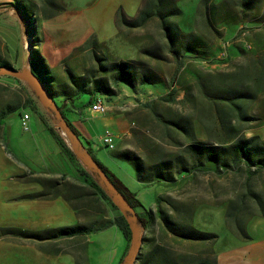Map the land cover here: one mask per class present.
I'll return each mask as SVG.
<instances>
[{
    "label": "rangeland",
    "instance_id": "obj_1",
    "mask_svg": "<svg viewBox=\"0 0 264 264\" xmlns=\"http://www.w3.org/2000/svg\"><path fill=\"white\" fill-rule=\"evenodd\" d=\"M34 1L35 13L39 14L38 17L35 14L36 24H43L49 29V34L55 40L69 43L78 37H85L83 42L69 51L68 56L60 58L59 62L63 65L64 71L67 66L74 73L80 74L89 67H95L94 52L103 58L104 63L128 58L143 62L142 65H134L129 69L133 75L134 95H124L115 100L110 97L115 105L114 110L124 115L125 123L128 124L126 131L114 146L109 147L97 137L98 133L103 132L104 126L95 124L96 132L93 130L95 135L91 139L94 143L91 155L132 192L137 200L134 205L135 211L149 214V209H154L157 196L161 194L159 206L166 209L173 218L213 235L203 240L180 238L163 228L154 217L146 227L139 223L141 251L161 244L166 249L165 252L173 258L180 256L188 261L196 260L200 256L212 259L211 250L218 264H259V260L264 264V168L249 174L241 163L238 167H229L219 172L193 170L172 183H166L156 178L145 180L140 177L142 174L136 167V159L116 150L118 145L123 144L125 148L121 150H130L140 156L143 166L146 167L161 158L185 155L184 144L189 140L198 143H217L224 133L203 91L218 92L219 88L225 85L238 87L246 84L245 87L248 86L249 90L258 89L253 99L243 95L233 98L245 102L246 112L256 118L231 122L239 126V135L248 136L256 133L264 138V44L262 43L257 50L247 35L250 32L252 35L253 30H259L260 34H264V0H254L252 3L255 4L254 8L247 12L251 17L259 12L261 5L263 6V12L256 17L262 20L258 26H246L243 24L244 21L236 25V20L228 19V17L242 19L247 15L246 13L242 15L238 0H174L180 12L168 13L165 19L176 26L172 31L174 39L172 41L177 48V54L169 51V40L167 37L163 39L160 35L156 16L149 18L148 25L140 30L137 25L129 26L125 23L128 18L122 17L120 9L116 10L119 26L106 14L102 15L100 10L90 12L88 6L93 0ZM127 1L129 0H121L123 3L119 5L125 6ZM3 2L5 1L0 0V6L4 5ZM45 2L51 3L54 8L57 7L54 17L50 19L41 16V9L47 6ZM169 6L168 4L167 8ZM124 11L129 15L133 13V10ZM17 14L15 9L0 7V18L12 16L19 22ZM234 30L232 41L241 44L237 57L228 54L230 43L228 40ZM189 33L192 34L189 36ZM24 36L25 46L26 34ZM190 37L204 40L206 46L191 42L199 51H190L183 46ZM244 41L249 42L250 46L246 47ZM146 45L151 49V53L142 51ZM223 46L225 55L217 57ZM232 46L235 47L233 44ZM204 49L210 53L200 56L199 52ZM210 57L214 60H210ZM18 66L17 59L14 67ZM145 68L151 71L150 77L154 80L140 81L141 85L149 87L142 89L139 87V80ZM52 69L55 70L56 67ZM120 81L123 82L122 85L131 87L127 81L123 79ZM119 83L110 79L114 92L120 89ZM127 91L129 93V90ZM165 91L173 93L174 98L162 99L159 95ZM243 91L248 92L247 89ZM235 92L239 93L238 88ZM101 97L107 100L106 97ZM86 100V94H79L73 99V103L80 105ZM37 102L44 119L40 117L38 111L28 105L5 112L4 119L9 118L12 127H7L3 135H0V141L8 143L4 150L0 147V179L3 178L5 181L0 185V230L16 226L31 235L39 233L51 238L49 233L59 226L58 224L21 229V205L20 200L19 203L17 201L21 185L13 183V188L18 190V196L10 195L8 190L4 191L5 188L11 187L10 177L18 172L17 167L20 164L36 167L37 164H43L44 156L54 154L53 152L60 148L46 126L48 122L58 132L54 118L38 100ZM67 107L69 110L77 109L72 103ZM85 107V104L80 105L81 109ZM22 110L30 113L35 123L33 128L16 127L15 120ZM170 120L183 123L189 132L175 127ZM62 134L64 135L63 132ZM15 141L20 146H17ZM184 159L188 162L186 158ZM51 181L53 180H42L43 186H48L45 183ZM11 203L13 205H9ZM74 221L75 219L71 220ZM6 234L19 239L24 236V240L25 236L36 238L9 232ZM115 236L117 240L114 239ZM3 237L0 233V240H3ZM90 239L92 260H86L87 264H115L116 260L109 258V255L111 252L112 256L115 252L119 254L121 247L119 234L116 235L107 228L98 232L92 231ZM4 251L6 254L2 256ZM236 256L239 260H232ZM154 259H158L156 254ZM78 263L71 260L65 264ZM0 264H40V260H23L20 257V248L19 251L16 249L14 251L0 247Z\"/></svg>",
    "mask_w": 264,
    "mask_h": 264
},
{
    "label": "crops",
    "instance_id": "obj_2",
    "mask_svg": "<svg viewBox=\"0 0 264 264\" xmlns=\"http://www.w3.org/2000/svg\"><path fill=\"white\" fill-rule=\"evenodd\" d=\"M120 3L123 2H121V0H93L88 8L90 12H92V10H100L102 15L103 13L106 14L112 20H114V23L117 26H119V18L116 10H121L122 17L132 18L137 14L139 7L143 3V0H129L125 2V6L119 5ZM3 4L4 5L0 7L14 9V7L8 2H3ZM45 4H47L45 8L49 7V9L44 8V12L47 15H43L41 13V16L44 19H50L54 17L56 13L55 9H57V7L54 8V6H52L51 3L50 5L48 2H45ZM238 4V7L242 10V15L245 13L247 14V12L254 8L253 5H255L250 4L243 9L239 1ZM124 9L133 10V13H131L132 15L125 13ZM262 9L263 6L261 5L258 9L259 12L251 17L250 14H247L242 19L241 17H228V19L236 20V25H239L240 21H244L243 24L246 26H258L259 24H261L262 20H259L256 17H258L263 12ZM35 14H37V17L39 16L38 13ZM17 18L19 22H16L14 17L12 16H4L0 18V59L6 60L8 64H11L13 66L18 59V67H23L28 66L29 55L28 48L24 46V34H26L25 24H23L24 22L18 14ZM149 18L143 21L141 24L137 25L140 30H143L146 27L145 25H148L147 21L149 20ZM157 23L159 25L158 29L160 35H162V38L165 39L166 35L161 28L159 20ZM256 28L258 29V27ZM235 30L228 40V43L230 41V43L228 44V54L229 56L233 57L238 56V54L240 53L239 47L241 45L239 42L232 41ZM37 33L40 38L39 43L37 44V48L43 56L45 62L47 63L50 74L53 75V79L50 81V85L52 88L56 89L59 82L67 80L65 71L63 70V65L59 62L60 58L63 56H68L69 51L83 42L85 40V37H78L77 39L69 43L60 42L55 40L49 34V29H46L43 24L37 25ZM189 34L191 35L192 33ZM261 34L259 33V30H253L252 35L251 32L247 34L248 37L252 40L253 46L257 50L260 49L259 47L262 43L264 44V34ZM232 44L236 48L233 47ZM142 51L151 53V49L147 45L142 48ZM53 67H56V69L53 70ZM121 83L122 82L118 84L119 87L121 86L120 89H118L117 92L110 94L111 99H119L124 95H134L133 88L128 87L125 84L122 85ZM0 85H4L6 90L9 91L6 94L3 93L4 95H2V97H4L5 99H7L8 96L13 92L19 95V107L22 106V100L28 95L35 98L32 90H30V87L21 79H19V81H16L4 77V74H0ZM139 87H141L142 89L149 88L141 85L140 82ZM127 90H129V93ZM51 95L53 96L54 100L58 102L62 98L61 94L58 93ZM95 96L101 97L103 96V94L95 93ZM74 98L75 97L67 99L64 98L62 102H65L67 106H70L71 103L74 104ZM103 100L105 102V107L101 112L92 111L89 108L88 104L86 105L85 109H81L79 107L77 109L74 108L72 110H69L68 108L69 111H67L66 114L67 119L77 130L78 137L83 147L88 150L90 154L92 146L94 145L91 139L95 135L93 134V130L96 132L95 124L104 126L103 132L108 131L113 134V146L114 143L121 138V135L126 131V128L128 126V124L125 123L124 115L122 114V112H116L114 110L113 106L115 105L113 104V101H111L110 99V101L105 99ZM34 102L36 104V110L41 113V108L37 100H35ZM24 112L28 114V117L26 119L27 127L25 129H28V126L33 128L35 123L31 119L30 113L27 110H22L20 113L18 112L19 117L15 120V123L17 125L16 127L21 126L23 128L21 124V116ZM7 127H12L10 119H4V117H2L0 124V135H3V132ZM102 133H98L97 137L100 138ZM15 144L17 146H20L17 141H15ZM0 147H2L4 150L8 147V143L4 144L1 140ZM123 148H125V146L121 144L117 146L116 150L117 152H121V149ZM53 153L54 154H48L44 156L42 159L43 164H37L36 167L32 168L28 165L20 164V166L17 167L18 172L10 177L9 181H11V183L9 184L11 185V187L5 188L4 191L8 190L10 191V195H17L18 190L17 188H13V183L17 182L21 185V190L19 193L20 195H17V198H19L17 201L19 203L20 200L21 205V229L34 228L36 226L46 227L50 224H58L59 226L56 227H60L63 225L80 224L83 225L82 229L72 234H61L57 236H50L51 238H46L47 236L44 237L42 234L34 233V235H31L30 233H26L23 230L22 232L20 228L16 226H10L9 228H3L4 231L0 230V233H2V235L4 236L3 240H0V242H2V245L0 247H3L4 250H8L10 248V250L14 251L15 249L19 251L20 248V257L23 260H40V264H65L67 262L70 263L71 260L78 261V264H87L86 260H92V251L89 247V244H91L92 242V240L90 239L92 231L98 232L103 229L110 228V231L112 233H115L116 235L119 234L121 239L119 254L116 253L115 250L113 256L112 252L109 255V258L112 257L116 260L115 264H118L120 261L118 260V258L122 254V251L124 249L125 239L121 233V230L115 223H107V221L109 219H112L113 216L117 213L116 210L109 206L107 200L103 196H101L99 192L93 189V186L90 185L87 180L83 179V176L78 172V170L68 159V157L64 153H62L60 148L56 149V151H54ZM42 180L53 181L45 183L48 184V186H43L44 184L42 183ZM4 183L5 181L3 180V178L0 179V185ZM41 191V195H32V193H40ZM9 205L13 204L11 203ZM157 205H159L158 201H156L153 205L154 209H151L152 213L155 212ZM73 219H75V221L71 222V220ZM11 229L12 231H8ZM18 231H20V233H16ZM8 232L15 235L21 234L34 236L38 239H33L27 236H25V240L24 236L19 239L18 237L15 238L7 235L6 233ZM116 237L117 236H115L114 239ZM3 254H6L5 251L1 255L3 256ZM210 254L212 255V259L214 260L211 250ZM232 260H239V258L236 256L233 257ZM214 262L215 264H218L216 263V259L214 260ZM259 264H263V261L259 260Z\"/></svg>",
    "mask_w": 264,
    "mask_h": 264
},
{
    "label": "trees",
    "instance_id": "obj_3",
    "mask_svg": "<svg viewBox=\"0 0 264 264\" xmlns=\"http://www.w3.org/2000/svg\"><path fill=\"white\" fill-rule=\"evenodd\" d=\"M238 1L241 3L242 8L244 9V7L252 4L254 0ZM5 2H8L14 7L25 24V32L28 41L29 65L31 69L41 76V79L45 86L49 89L50 94H61V100H59V102L56 101V103L65 116L69 107H67L65 102H62L64 98L67 99L76 97L79 94H86L87 100L80 103V105H88L93 101V99H95V93H101L104 97H106L107 100H109L110 94L115 93L114 89L110 85V79H112L115 83L121 82L120 80L123 79L130 83L131 88H133V75L129 69H131L130 67L134 65H142V61L133 59H115L109 61L108 63H104L102 62L103 58L96 55V53L94 54V58L96 60L95 67H89L85 72L76 74L66 66L65 71L67 80L59 82L56 89L52 88L50 81L53 79V75L50 74L48 65L37 48L40 38L37 33L35 1L5 0ZM168 4L170 5L169 8H167ZM41 12L43 15H47L44 12V8L41 9ZM178 12H180V8L175 5L174 0H143L142 5L137 11V14L132 18H128L125 23L129 26H136L151 16H157L161 28L169 40V51L177 54V48L174 46V39H172V31L176 26L174 23H168L165 17L168 13L176 14ZM203 41L204 40L198 39V37H190L183 46L192 52H197L199 50L195 48L194 44H201L202 47H205L206 44ZM191 42L195 43L191 44ZM199 53L200 56H203L209 54L210 52L204 49ZM209 59L214 60L212 57ZM0 63L8 64V62L4 59H0ZM150 75H152L151 71L145 68L140 75L141 77L139 76V82L143 80L153 81L154 79L150 77ZM4 77L19 81V79L11 75H4ZM245 86L246 84L238 87L225 85L224 87L222 86L223 88H219L218 92L203 91L208 97L207 101L211 104L214 110L213 115L218 120V123L224 133L223 136L219 137L217 143H198L189 140L184 144L185 155L178 154L174 158H161L152 164L150 163L149 166H146L147 169L145 166H143L141 157L133 154L132 151L122 150L120 153L129 157H134L136 159V167L142 174L140 177H143L145 180L156 178L166 181V183H172L178 177L188 174L193 170H210L219 172L229 167H238V165L241 163L244 165V168L249 174L264 168V138L260 137L256 133H251L248 136L239 135V126L236 123H232L234 120L238 122V120L242 121L256 118V116L253 114L246 112L244 104L245 102L243 103V101L239 102L233 99L237 95L249 96L248 98L251 99L255 97L256 90L258 89L253 88L249 90L247 88L248 86ZM237 88L239 93L235 92ZM245 89H247L248 92L243 91ZM8 92L9 91L6 90L4 85H0V124L1 118L6 114L5 112L13 110L20 105L19 95L14 92L11 93L7 99L2 97V95ZM159 96L166 100H172L174 98L173 93L170 91H165ZM35 100L36 98L28 95L22 100L21 105H28L37 111L36 104L34 102ZM219 100H221V102ZM72 105L77 108L80 107V105ZM39 115L44 119L41 113H39ZM170 122H172L175 127H180L181 129L189 132L187 130V126H184V124L180 123L178 120H170ZM68 124L77 133V130L69 120ZM46 126L58 143L62 153H64L74 164L78 172L83 176V179L87 180L89 184L93 186V189L99 192V194L107 200L109 206L116 210L117 213L112 219H109L107 223H115L124 236V249L118 258V260H120L126 250L130 237L128 223L126 222L123 214H121L116 205L111 201L104 189H102V187L97 183L96 179L81 165L55 128L48 122H46ZM184 158H186L188 162ZM96 162L104 170L108 178L121 192L127 202L134 208L137 200L133 197L132 192L123 186V184L114 175L109 173L108 170L97 160ZM41 194L42 192L32 193V195ZM160 198H162V195L157 196V201H159ZM148 212L149 214H144V212L135 211L137 222H139L144 227L148 226L152 218L155 217L158 219L163 228L180 238L203 240L213 235L209 232L195 229L187 223L176 220L166 209L160 207L159 205H157L154 213H152L151 209H149ZM82 227L83 225L80 224L63 225L54 228L49 233V236L72 234L81 230ZM2 231L4 230L2 229ZM8 231H12V229ZM16 233H20V231ZM165 251L166 249H164L161 244H156L150 249L143 251H141L140 248L133 264H215L213 259L206 256H200L196 260L188 261L182 259L180 256L173 258V256L169 255ZM155 254L158 256L157 260L154 259Z\"/></svg>",
    "mask_w": 264,
    "mask_h": 264
},
{
    "label": "water",
    "instance_id": "obj_4",
    "mask_svg": "<svg viewBox=\"0 0 264 264\" xmlns=\"http://www.w3.org/2000/svg\"><path fill=\"white\" fill-rule=\"evenodd\" d=\"M26 47L28 41L26 39ZM0 74L11 75L27 83L40 105L46 108L54 118V125L58 128V133L71 149L81 165L96 179L97 183L104 189L117 209L123 214L130 230V237L127 248L118 264H132L141 246V235L139 232V222L136 220V213L131 204L123 197L117 187L111 182L104 170L96 162V159L86 150L78 134L70 127L66 116L62 113L45 86L41 76L34 72L30 65L14 67L11 64L0 63ZM63 132L64 135L59 131Z\"/></svg>",
    "mask_w": 264,
    "mask_h": 264
},
{
    "label": "built area",
    "instance_id": "obj_5",
    "mask_svg": "<svg viewBox=\"0 0 264 264\" xmlns=\"http://www.w3.org/2000/svg\"><path fill=\"white\" fill-rule=\"evenodd\" d=\"M242 33H244L242 31ZM244 45L246 47H249V42L247 41H244ZM225 55V48L224 46L220 49V51L218 52L217 54V57H223ZM105 107V102L104 100L101 98V97H96L95 99H93V101L89 104V108L92 110V111H95V112H101ZM28 117V114L27 113H23L22 116H21V124L23 126V128H26V119ZM100 139L101 141L109 146V147H112L113 146V134L108 132V131H105L101 134L100 136Z\"/></svg>",
    "mask_w": 264,
    "mask_h": 264
},
{
    "label": "bare ground",
    "instance_id": "obj_6",
    "mask_svg": "<svg viewBox=\"0 0 264 264\" xmlns=\"http://www.w3.org/2000/svg\"><path fill=\"white\" fill-rule=\"evenodd\" d=\"M25 47H26V42H25ZM62 133V132H61Z\"/></svg>",
    "mask_w": 264,
    "mask_h": 264
}]
</instances>
